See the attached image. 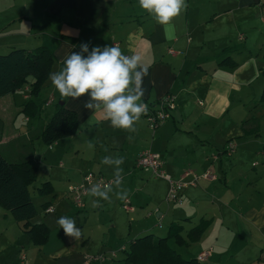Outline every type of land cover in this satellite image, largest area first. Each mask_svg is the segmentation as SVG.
Segmentation results:
<instances>
[{"label": "crops", "instance_id": "0c3cea01", "mask_svg": "<svg viewBox=\"0 0 264 264\" xmlns=\"http://www.w3.org/2000/svg\"><path fill=\"white\" fill-rule=\"evenodd\" d=\"M186 4L167 31L139 7L138 0H12L0 9V39L11 38L8 49L0 54L14 48L27 51L44 48L45 58L51 60V73L60 70L64 57L71 51H80L79 45L84 42H90V49L92 46L117 45L125 54H130L129 47H134L148 67L142 102L156 104L167 93L175 96V108L154 131L141 116L135 124L136 131L130 133L112 128L100 113L85 109L83 103L87 97L62 100L48 78L43 86L46 92L41 95V89L39 95L33 97L40 107L35 117L21 113L29 100L27 87L0 97V118L8 119L10 123L17 115L21 118L19 131L12 125L2 126L0 152L13 158V163H33L37 168L35 181L39 166H47L51 171L56 165L55 160H59L58 166L65 172L58 175L62 182L59 186L63 187L65 180L67 186L80 183L88 172L113 179L114 169L100 161L106 155L123 156L122 187L128 192L126 199L132 210L125 211L122 208L125 199H117L114 195L111 201L101 200L94 205L96 198L86 194L80 207L88 217L87 210L103 211L108 203H117V243H114L117 250L126 249L131 239L146 234L157 236L164 226L168 230L170 224H178L183 245H177L172 239L168 243H173L174 247L170 246L185 259L196 258L199 252L212 247V255L204 264H264V136L260 134V126L255 124L259 119L249 116V110L240 122V133L236 136L234 132H225L224 128L219 130L218 111L230 106L235 87L242 92L243 86L226 79H214V75L209 83L199 86L204 91L200 92L203 101L200 104L193 100L198 96L197 92H191L188 85L192 69L206 76L220 73L224 77L230 72L219 69H234L238 65L232 58L234 54L243 53L247 48V54L252 55L248 50L249 30L259 20L251 18L249 9L253 6L258 15L264 16V0H186ZM220 18L226 19L224 25L233 28L232 33L205 28ZM130 34H136L132 41L129 40ZM227 60H232L233 64H227ZM259 98L254 99L255 111L262 107ZM56 103L76 114L78 130L50 147L40 134L55 114ZM190 106L192 111L188 112ZM186 117L192 120L185 126ZM219 133L222 134L221 143L217 141ZM176 135H180V143L170 145L169 141ZM233 138L239 139V146L233 153H223L226 141ZM89 142L94 148H88ZM146 149L161 155L163 170L172 179H179L188 170L202 173L207 169L213 171L216 179L201 180L196 186L184 188L181 204L166 207L163 202L167 181L137 166L139 154ZM53 176L51 171L35 188L43 199L41 209L43 204L53 203L57 195ZM45 186L49 188H46L47 193H39L38 188ZM69 196L58 201V205ZM54 213L56 208L55 212L48 214ZM36 216L30 220L31 224L44 223L49 228L48 240L41 246L33 244L24 223L15 221L0 205V240L4 238L0 241V249L3 250L8 243L11 232L23 237L21 240L16 238L21 245L15 241L10 245V254H18L19 259L10 260L7 255L0 264H20L21 255L30 264V246L38 249V254H43L51 242V229L41 216ZM160 220L162 226L159 227ZM197 227H202V231L195 235ZM101 228L102 224L94 226L86 235L81 228L82 235L78 240L65 235L64 253L58 256L56 252L51 253L54 264H81L86 254L105 253L111 236L98 239ZM98 241L102 246H89ZM116 257L119 258L118 253Z\"/></svg>", "mask_w": 264, "mask_h": 264}, {"label": "clouds", "instance_id": "9594fccd", "mask_svg": "<svg viewBox=\"0 0 264 264\" xmlns=\"http://www.w3.org/2000/svg\"><path fill=\"white\" fill-rule=\"evenodd\" d=\"M138 4L166 31L187 7L186 0H138ZM135 35L130 34L129 40L132 41ZM89 43H81L80 51H71L64 57L60 70L49 73L51 84L62 100L87 97L83 103L85 109L100 113L114 129L135 132L136 122L147 111L142 98L148 67L134 47H129L130 54H125L117 45L92 46L90 49ZM88 148L92 149L94 145L89 142ZM100 162L114 169V178L109 183H93L87 189V194L96 198L94 205L101 200L111 201L113 195L120 200L126 199L128 192L122 187L124 170L121 167L124 157L106 155ZM57 224L70 238L78 240L82 235L73 218L61 216Z\"/></svg>", "mask_w": 264, "mask_h": 264}, {"label": "rangeland", "instance_id": "374dc122", "mask_svg": "<svg viewBox=\"0 0 264 264\" xmlns=\"http://www.w3.org/2000/svg\"><path fill=\"white\" fill-rule=\"evenodd\" d=\"M11 2L12 0H0V9L6 7ZM207 4H209V2H207ZM239 13H241V11ZM249 14L251 18H255L259 20V23L258 24L253 23V25H251V28L249 30V49L248 50L252 51V55L247 54V48H244L243 53L237 52V54H234L232 58L233 60L237 61L238 65L234 69H224V68L219 69V70H225L226 72H230L229 74L225 73L224 77L220 76V73L209 74L208 76H206V75H203L199 70L192 69L191 71L192 77L188 85L192 89L191 92H197L198 96L196 97L194 96L193 100L195 102L198 100L200 104L203 103V101L201 100L202 96L200 95V92H204V91L199 89V86L201 84L209 83L211 77L214 75H216L214 76V79L216 78L221 79V80L226 79L230 81L231 83H234L235 85L243 86L242 92H240L239 90H236L238 88L236 86L233 96L231 95L230 97L231 105L228 106L227 108L224 107L222 110L218 111L219 130L224 128L225 132L226 131L234 132V135L236 136L238 133H240V130H239L240 122L245 117V113L250 110L248 112L249 116L252 115V116L258 117L259 122L256 121L255 124L260 126V134L261 136H264V108L260 107V108H257L255 111V107H254V105L256 104V101L254 99L258 100L261 94L262 88H264V73H262V68H264V25H262L264 24V16L258 15L256 13V8L253 6L249 9ZM224 20L226 19L220 18L214 21L213 23H210L209 25L205 26V28L207 30L216 29L217 32L225 30L228 33H232L233 28H229L225 26ZM260 22H262V24ZM240 33L245 35V32L241 31ZM10 39L11 38L2 39V40L0 39V53H3L8 49L9 45L7 43L9 42ZM254 42H258V43H254ZM229 61L233 62L232 60H229ZM45 92L46 90L43 87L41 91V95L44 94ZM187 111L188 112L192 111V106H190V108H188ZM191 120L192 118L186 117L183 123L186 126ZM20 121H21V118H19V115H17L16 118L11 123L8 121V119L0 118V133H1V128L4 124H6V126L12 125L13 129L15 130L17 129V131H19ZM179 136L180 135H176L172 137L171 140L169 141L170 145L179 144L180 143ZM221 139H222V134L219 133L217 136V141L221 143ZM230 142L234 143L236 147H238L239 146L238 143H240L239 139L233 138L231 140L226 141V144L224 147H227ZM6 158L9 161H15L13 160V158H10L8 156ZM55 163L56 165L55 167L51 169V171L54 175L53 181H54V186H55L57 195L56 197L53 198L54 199L53 203H51L50 205L56 208V213L44 214L43 209L40 208V204L42 203L43 199H41V197L37 195L36 190H35V188L40 186V183L43 177L51 173L50 169L46 166L45 163L44 165L46 167L42 165L39 166L37 180L29 187L32 201L39 211L37 216H41V219L45 221L51 229V234H50L51 242L43 250L44 256L42 253L38 254L39 253L38 249L30 246V248L32 249V252L30 253L32 257L31 258L28 257V259H30L29 260L30 264H54V258L51 255V253H54V252L58 253L56 256L62 255L64 253L65 245L63 244V242H64L65 234H64L63 229L60 228V226L56 223L57 220L61 216H66V217L75 219L76 226L80 229L83 228V230L85 231V235L92 231V227L99 226L102 224L101 232L98 234L97 238L101 239L102 237H104V239H106L107 236L109 235L111 236V242H109V244L106 245L105 254L108 255L112 251L116 253V256H117V253L119 254V259L122 258L124 256V252L121 250H117V246L116 244H114V243H117V203L115 202L114 204L108 203L106 206L103 207L104 212L99 211V210H96L94 212L92 210H87V212H89V216L86 217L87 215H85V213L81 211L82 209L80 210V208H78L77 206L73 204L72 197L69 196L68 190H67L68 186L66 185V183L68 181L65 180L64 182V186L66 187V189L63 186H59L60 184H62V182L59 181L58 175H62L65 172H63L62 167L58 166L59 160H55ZM139 171L141 173H144L141 170ZM122 177H124V173H122ZM66 195H68L70 199L69 198L65 199L64 202H61V204L58 205L59 204L58 201L62 200L63 197H66ZM163 204H165L166 207L173 206V205H168L165 202V200ZM101 218L103 219L99 220ZM159 223L162 226L161 220L159 221ZM113 225H114V228L112 227ZM166 230H167V227L164 226L162 229H160V232L162 233L158 232L156 233V235L165 236ZM92 236H94V234ZM16 238H19L21 240L23 237L20 236L18 233L13 234L11 232L9 234L8 243L5 246L2 245L3 250L0 249V260L6 259L7 255L9 256L8 258L10 260L19 259L18 254H13V253L10 254V252L12 251L10 245H12L14 241L17 243V245H21L20 241H18ZM0 241H4V238H2ZM101 244H102L101 241H98L95 244H92L91 242L89 246L96 248L97 246H102ZM170 245L174 247L173 243H171ZM20 249L23 251V248H20ZM86 255H92V254H86ZM114 259H117V257H115ZM105 262L113 263V260L109 259V260H106ZM105 262L103 264H106ZM114 264H117V262H115Z\"/></svg>", "mask_w": 264, "mask_h": 264}, {"label": "trees", "instance_id": "16d2710c", "mask_svg": "<svg viewBox=\"0 0 264 264\" xmlns=\"http://www.w3.org/2000/svg\"><path fill=\"white\" fill-rule=\"evenodd\" d=\"M228 63L233 64L227 60ZM50 68L51 60L45 58L44 48L34 51L14 48L7 53L0 54V97L27 87L29 100L21 113L27 117H35L39 114L40 107L35 104L33 97L39 95L49 78ZM258 102L264 107V89H262ZM56 105L55 114L40 134V138L48 146L60 138L75 134L78 130L76 114L66 110L63 105L58 103ZM148 105L155 106L157 103ZM36 173L37 168L30 161L13 163L0 152V205L10 212L15 221L23 222L31 242L36 246H41L48 240L49 228L44 223H30V220L38 213L29 190L30 185L35 181ZM46 188V186L38 188L39 193H47L49 188L47 190ZM49 205V203L43 204V211ZM201 231L202 227H197L194 233L198 235ZM180 232V225L170 224L165 236L146 234L131 239L127 248L123 250L124 256L112 260L117 264H202L196 258L181 257L169 245L170 239L174 240L177 245H183L184 241ZM190 239L194 240L193 237Z\"/></svg>", "mask_w": 264, "mask_h": 264}, {"label": "built area", "instance_id": "2783aa9c", "mask_svg": "<svg viewBox=\"0 0 264 264\" xmlns=\"http://www.w3.org/2000/svg\"><path fill=\"white\" fill-rule=\"evenodd\" d=\"M50 102V101H49ZM147 105V104H146ZM175 108V96L171 93H167L163 98H161L157 105L149 106L147 105V111L142 115L151 130H155L163 121H165L170 116V111ZM51 147V145H50ZM236 150V145L234 143H229L227 147L223 150V153H233ZM264 156V154H262ZM216 157V155H215ZM137 166L142 170L149 172L154 177L163 178L168 183V189L165 196V202L168 205H178L181 204V191L184 188L189 186H196L201 180H215L216 176L210 169L205 170L202 173H196L192 170H188L183 173L179 179H172L168 174L163 170L164 161L161 155L151 149L143 150L137 158ZM264 164V163H262ZM253 165H256L254 163ZM113 179H108L102 176L101 174H95L93 172H88L83 176V179L78 184H71L68 186V192L72 197V202L75 206L80 208L83 204V197L87 194V189L91 184L96 182L109 183ZM122 208L125 211H131L132 206L129 203L128 199H125L122 203ZM55 208L52 205L47 206L44 209V213H53ZM160 227L161 224L158 223ZM212 247H208L196 256V260L203 263L210 258L212 255ZM116 257L115 252H110L108 255L94 254L87 255L84 258V261L81 264H90V263H99L102 264L106 260L114 259ZM20 264H27L26 257L24 255L20 256Z\"/></svg>", "mask_w": 264, "mask_h": 264}]
</instances>
